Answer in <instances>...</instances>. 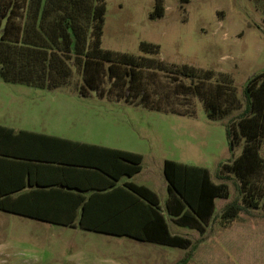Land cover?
Masks as SVG:
<instances>
[{
	"label": "trees",
	"instance_id": "1",
	"mask_svg": "<svg viewBox=\"0 0 264 264\" xmlns=\"http://www.w3.org/2000/svg\"><path fill=\"white\" fill-rule=\"evenodd\" d=\"M106 14L107 0H0V79L186 117L201 101L209 121L232 116L225 123L229 146L243 151L220 165L217 180L207 167L165 160L166 212L205 234L216 201L230 197V182L239 197L222 209L225 223L264 209V71L250 77L242 99L230 74L105 49ZM164 15V0H156L151 17ZM140 50L160 54L152 42ZM143 162L140 153L0 125V210L193 250V240L172 232L156 191L122 181L142 172Z\"/></svg>",
	"mask_w": 264,
	"mask_h": 264
},
{
	"label": "rangeland",
	"instance_id": "2",
	"mask_svg": "<svg viewBox=\"0 0 264 264\" xmlns=\"http://www.w3.org/2000/svg\"><path fill=\"white\" fill-rule=\"evenodd\" d=\"M155 4L107 0L103 47L230 74L243 99L250 77L264 71V0H164L165 15L157 19L151 17ZM144 41L158 44L160 54L142 53ZM194 114H164L95 93L82 98L0 79V124L142 154V172L122 181L156 191L172 232L195 244L193 250L171 248L0 210V264H177L186 258V264H264V209L221 219L222 209L239 197L234 182L230 197L216 201L205 234L177 225L166 212V159L207 167L217 180L220 165L243 151L229 146L225 123L232 116L209 121L201 101ZM260 153L264 157V138Z\"/></svg>",
	"mask_w": 264,
	"mask_h": 264
},
{
	"label": "crops",
	"instance_id": "3",
	"mask_svg": "<svg viewBox=\"0 0 264 264\" xmlns=\"http://www.w3.org/2000/svg\"><path fill=\"white\" fill-rule=\"evenodd\" d=\"M0 125H2V124H0ZM4 126H6V125H4ZM8 127H12V126H8ZM12 128H14V127H12ZM15 129V128H14ZM17 130V129H16ZM22 130H25V129H22ZM17 131H20V130H17ZM26 131H31V130H26ZM31 132H36V131H31ZM37 133H40V132H37ZM42 134H47V135H52V134H48V133H42ZM52 136H58V137H63V136H60V135H52ZM63 138H67V137H63ZM67 139H71V138H67ZM71 140H74V139H71ZM75 141H80V140H75ZM81 142H86V141H81ZM86 143H91V142H86ZM92 144H97V143H92ZM97 145H101V144H97ZM102 146H104V145H102ZM106 147H108V146H106ZM111 148H113V147H111ZM165 162V161H164ZM127 180H125V181H123V182H126Z\"/></svg>",
	"mask_w": 264,
	"mask_h": 264
}]
</instances>
